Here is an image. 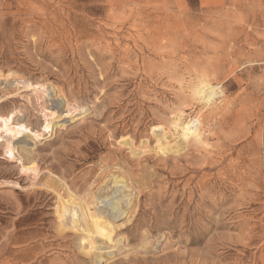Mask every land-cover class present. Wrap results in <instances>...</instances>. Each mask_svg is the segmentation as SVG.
<instances>
[{"label":"rangeland","instance_id":"1","mask_svg":"<svg viewBox=\"0 0 264 264\" xmlns=\"http://www.w3.org/2000/svg\"><path fill=\"white\" fill-rule=\"evenodd\" d=\"M0 77L3 98L17 78L104 109L35 150L38 169L76 196L117 162L155 173L132 223L119 222L132 239L120 264H264V0H0ZM200 82L222 95L197 101ZM20 95L0 113L24 106L38 125L34 95ZM177 117L187 142L155 154L153 131L172 133ZM124 139L152 152L134 156ZM31 183L0 149V264H84L56 198ZM146 230L169 239L168 259H124Z\"/></svg>","mask_w":264,"mask_h":264},{"label":"bare ground","instance_id":"2","mask_svg":"<svg viewBox=\"0 0 264 264\" xmlns=\"http://www.w3.org/2000/svg\"><path fill=\"white\" fill-rule=\"evenodd\" d=\"M5 79L0 77V81L4 82ZM10 80L11 83L6 86L14 88L16 93L5 98L0 97V105L18 95L21 96V93L32 92L35 99H32V102L29 99L26 100L30 105L32 104L33 114H40L41 118H37L39 119L38 125L32 126L24 106L14 107L6 115L0 113V149L3 150L4 157L9 163H18L21 177L30 179L32 187L45 188L54 195L60 232L67 230L76 232V246L84 256V264H120L122 260L118 261L117 258L127 250L132 239L130 240L128 236L119 231L122 224L119 225V222L125 219L129 223L135 217L140 201L139 196L146 188L153 186L155 173L150 169L141 168V174L138 175L139 171L136 174L127 165L117 162L112 166L115 172L103 179L97 192H89L85 197L82 196L83 198L76 196L68 188L66 189L63 183H60L61 181L55 180V175L50 171L42 173L41 169H38L35 150L38 144L42 145L43 141L51 139L57 128L82 119L89 114L88 112L95 113L98 118H103L104 109L99 111L97 107L73 104L65 96L59 94L57 88L50 83L36 84L17 78H10ZM192 93L197 101L210 105L223 92L219 86L200 82L193 87ZM175 121L172 133L159 128L153 131V135L157 138L155 154L171 153L179 143L187 142L189 129L186 131L180 128L179 117ZM119 144L129 146L134 156H142L151 150L148 151L149 146L146 141L140 149L137 148L138 150L127 139L120 141ZM7 186L12 187V184ZM147 231L142 233L138 239V248L132 250L124 259L129 257L128 259L133 258L135 261H146L148 254L158 258H167L171 254L173 247H167L169 239L166 236H160L154 243L150 241L149 233L151 232ZM139 256L141 257L138 258Z\"/></svg>","mask_w":264,"mask_h":264}]
</instances>
